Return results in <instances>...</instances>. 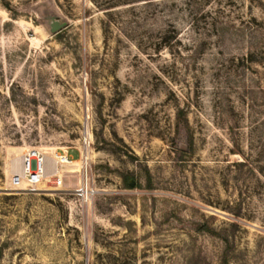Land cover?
Instances as JSON below:
<instances>
[{
	"label": "rangeland",
	"instance_id": "1",
	"mask_svg": "<svg viewBox=\"0 0 264 264\" xmlns=\"http://www.w3.org/2000/svg\"><path fill=\"white\" fill-rule=\"evenodd\" d=\"M0 264H264V0H0Z\"/></svg>",
	"mask_w": 264,
	"mask_h": 264
},
{
	"label": "built area",
	"instance_id": "2",
	"mask_svg": "<svg viewBox=\"0 0 264 264\" xmlns=\"http://www.w3.org/2000/svg\"><path fill=\"white\" fill-rule=\"evenodd\" d=\"M80 159L82 164L87 165L88 156L85 152H80ZM76 164L77 160L73 159L68 152L59 150L48 152L39 148H29L21 154L19 164L13 169L9 187L16 191L34 193L50 189H66L67 173H74L72 167ZM85 172L76 188V191L84 198L89 197L93 192L89 188L87 168Z\"/></svg>",
	"mask_w": 264,
	"mask_h": 264
},
{
	"label": "water",
	"instance_id": "3",
	"mask_svg": "<svg viewBox=\"0 0 264 264\" xmlns=\"http://www.w3.org/2000/svg\"><path fill=\"white\" fill-rule=\"evenodd\" d=\"M65 26V23L60 22L59 20H54L51 24L52 27V31L56 32L58 30H60L62 27Z\"/></svg>",
	"mask_w": 264,
	"mask_h": 264
},
{
	"label": "bare ground",
	"instance_id": "4",
	"mask_svg": "<svg viewBox=\"0 0 264 264\" xmlns=\"http://www.w3.org/2000/svg\"><path fill=\"white\" fill-rule=\"evenodd\" d=\"M77 164H79V161L77 160ZM76 170H74L73 172H75Z\"/></svg>",
	"mask_w": 264,
	"mask_h": 264
}]
</instances>
